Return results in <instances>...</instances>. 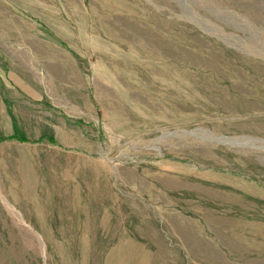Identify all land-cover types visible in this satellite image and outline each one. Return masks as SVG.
<instances>
[{"label": "rangeland", "instance_id": "rangeland-1", "mask_svg": "<svg viewBox=\"0 0 264 264\" xmlns=\"http://www.w3.org/2000/svg\"><path fill=\"white\" fill-rule=\"evenodd\" d=\"M0 264H264V0H0Z\"/></svg>", "mask_w": 264, "mask_h": 264}]
</instances>
